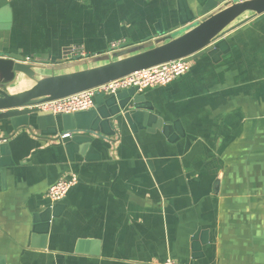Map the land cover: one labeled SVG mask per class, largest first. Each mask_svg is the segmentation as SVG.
I'll list each match as a JSON object with an SVG mask.
<instances>
[{
    "label": "crops",
    "instance_id": "crops-1",
    "mask_svg": "<svg viewBox=\"0 0 264 264\" xmlns=\"http://www.w3.org/2000/svg\"><path fill=\"white\" fill-rule=\"evenodd\" d=\"M216 1L0 0V56L42 66L40 77L78 71L178 35ZM224 40L220 57L135 92L171 135L116 118L112 137H42L6 122L0 264H264V13ZM71 176L51 203L49 187Z\"/></svg>",
    "mask_w": 264,
    "mask_h": 264
},
{
    "label": "water",
    "instance_id": "water-1",
    "mask_svg": "<svg viewBox=\"0 0 264 264\" xmlns=\"http://www.w3.org/2000/svg\"><path fill=\"white\" fill-rule=\"evenodd\" d=\"M210 11L211 9L203 10L204 17L195 22L190 12L187 21L188 23L192 21V26L176 36H167L140 46L128 52L127 56L109 54L96 57L89 61L96 66L70 73L40 77L37 72L42 66L21 56L10 54L0 56V133L7 130L6 122H9V127L13 131L28 130L36 126L42 137H54L59 131L66 133L65 136L72 135L71 133L75 131H84L112 137L115 133L106 130L112 129L116 118L119 122L124 120L130 128L133 125H142L147 132L160 131L165 136L171 135L175 131L174 124L165 123L157 118L152 108L144 106L142 98L135 95V91L125 90L114 95L95 94L94 108L85 112L61 115L59 121L53 115L40 112L33 107L94 89L134 72L178 59H196L202 54L209 56L216 54L220 57L224 53L222 46L226 44L225 36L262 15L264 0H236L220 4L216 1L215 9ZM83 66L84 64L77 66L69 64L66 68ZM24 79L33 83L30 88L18 93H9L12 88L21 85ZM31 115H35V118H31ZM47 119H50V123L46 122ZM46 128L48 131L45 132ZM7 139L8 137L0 138L1 170L5 167L3 161L10 156ZM79 140L88 142L89 138L70 136L69 144L73 145ZM9 163L12 165L11 161Z\"/></svg>",
    "mask_w": 264,
    "mask_h": 264
},
{
    "label": "built area",
    "instance_id": "built-area-1",
    "mask_svg": "<svg viewBox=\"0 0 264 264\" xmlns=\"http://www.w3.org/2000/svg\"><path fill=\"white\" fill-rule=\"evenodd\" d=\"M236 0H223L231 2ZM80 55H82L80 53ZM192 58H182L161 64L152 68L134 72L128 76L108 82L94 89L86 90L66 98L49 101L34 106L40 112L51 115H67L89 111L94 107L95 94L114 95L123 90H133L141 93L150 88L163 87L178 77L184 75L190 68ZM77 180L71 176L65 180H59L51 185L46 193L51 203H58L65 198L69 190ZM154 264H177L174 260L166 259L164 262Z\"/></svg>",
    "mask_w": 264,
    "mask_h": 264
}]
</instances>
